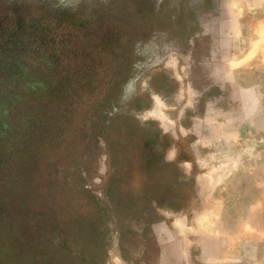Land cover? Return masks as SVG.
<instances>
[{"label":"rangeland","instance_id":"rangeland-1","mask_svg":"<svg viewBox=\"0 0 264 264\" xmlns=\"http://www.w3.org/2000/svg\"><path fill=\"white\" fill-rule=\"evenodd\" d=\"M0 55V264H264V0H0Z\"/></svg>","mask_w":264,"mask_h":264},{"label":"trees","instance_id":"trees-1","mask_svg":"<svg viewBox=\"0 0 264 264\" xmlns=\"http://www.w3.org/2000/svg\"><path fill=\"white\" fill-rule=\"evenodd\" d=\"M3 54H6L5 52ZM4 56V55H0ZM6 57V56H5ZM8 58V57H6ZM9 97L0 100V150L11 151L9 157H14L15 152L13 151L14 146L18 145L16 141L20 138L18 134L21 131V124L25 126L29 121L38 120L40 123H44V119L42 117H38V113L35 111L30 114L23 109V104H21V109L16 112L18 121L13 122L11 124V120L9 119L10 114L15 112V108L13 109L12 104L9 103ZM17 101V100H16ZM11 124V125H10ZM31 124H29L30 126ZM21 140V139H20Z\"/></svg>","mask_w":264,"mask_h":264}]
</instances>
